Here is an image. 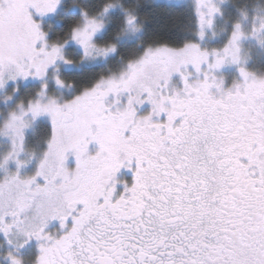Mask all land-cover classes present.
Instances as JSON below:
<instances>
[{"label": "snow or ice", "instance_id": "1", "mask_svg": "<svg viewBox=\"0 0 264 264\" xmlns=\"http://www.w3.org/2000/svg\"><path fill=\"white\" fill-rule=\"evenodd\" d=\"M258 64L264 0H0V264H264Z\"/></svg>", "mask_w": 264, "mask_h": 264}, {"label": "trees", "instance_id": "2", "mask_svg": "<svg viewBox=\"0 0 264 264\" xmlns=\"http://www.w3.org/2000/svg\"><path fill=\"white\" fill-rule=\"evenodd\" d=\"M179 27H181V25H179L178 22H173L171 20L168 19H161L158 24H157V31L161 34V35H169L171 33V30L176 28L178 29ZM81 81H77V84L79 85Z\"/></svg>", "mask_w": 264, "mask_h": 264}, {"label": "rangeland", "instance_id": "3", "mask_svg": "<svg viewBox=\"0 0 264 264\" xmlns=\"http://www.w3.org/2000/svg\"><path fill=\"white\" fill-rule=\"evenodd\" d=\"M256 67H257L259 70H264V64H258V65H256Z\"/></svg>", "mask_w": 264, "mask_h": 264}, {"label": "flooded vegetation", "instance_id": "4", "mask_svg": "<svg viewBox=\"0 0 264 264\" xmlns=\"http://www.w3.org/2000/svg\"><path fill=\"white\" fill-rule=\"evenodd\" d=\"M77 86H79V85H77ZM148 107H149V106L146 105V106H145V110H147ZM129 179H130V177H129Z\"/></svg>", "mask_w": 264, "mask_h": 264}]
</instances>
